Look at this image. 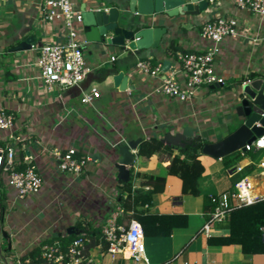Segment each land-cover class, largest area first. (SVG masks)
Masks as SVG:
<instances>
[{"label": "crops", "instance_id": "1", "mask_svg": "<svg viewBox=\"0 0 264 264\" xmlns=\"http://www.w3.org/2000/svg\"><path fill=\"white\" fill-rule=\"evenodd\" d=\"M40 1L0 0V108L12 112L10 130L22 136V140L15 144L16 150L22 151L20 159L18 155L17 158L22 163H33L42 178L37 193L17 197L6 183L7 170L0 162L4 205L0 217V261L5 257L19 259L21 254L39 245L43 238L62 234L67 226L79 221L88 231L93 230V241L86 246L85 253L94 261L106 264L109 255L101 227L109 214L118 210V222L129 218L138 221L136 216L148 214L185 215V224L170 228L167 234L143 233L144 256L148 264H264V250L244 254L239 243L210 241L212 236L227 234L223 223L229 213L226 219L213 225L208 236L200 231L204 220L202 194L229 188L236 174L231 173L235 163L252 164L250 172L256 176L254 189L264 192V175L262 179L257 175L260 170L258 161L264 158V147L250 149L251 155L246 151L230 165L224 164L221 157L200 152L199 193L194 195L181 192L178 176L164 173L168 158L163 152L148 157L138 155L136 145L131 149L133 160L127 166L135 175L131 189L137 187L146 175L163 176L162 190L151 193L148 205L134 206L130 198L120 203L119 194L125 198L130 193L124 190V183L116 182V171L111 164L116 157L112 151L115 144L137 136L140 139L149 135L159 138L168 131L181 133L186 140L184 144L193 139L207 142L226 134L230 126L238 125L241 117L235 114L234 106L239 101L237 90L240 84L249 78H264V17L248 8L237 7L234 0L206 2L205 8L194 15L134 14L133 20L142 25H158L165 29L158 45L142 49L134 60L148 57L160 65L167 60L166 68L169 69L179 68L176 51L200 49L209 44L198 33L206 18L218 14L237 20L239 33L234 38L220 41V52L214 58L215 69L224 82L213 87H198L190 99L177 100L155 90L158 79L139 72L134 67V60L128 62L127 49L86 42L82 26L77 23V38L91 70L77 86L46 89L35 63L37 47L43 42L60 40L62 29L57 21L41 18ZM74 5L77 9L101 5L106 8L124 6L125 2L75 0ZM27 36H31L33 41L28 49L12 50ZM169 42L173 44L174 53L167 56L165 47ZM108 68L121 70L130 78L133 87L126 90L113 86ZM249 73L253 75L248 77ZM87 85L96 86L99 95L83 103L79 101V88ZM7 132V129H0L2 146L8 143L5 140ZM68 146L88 156L80 174L70 175L56 168L53 152ZM172 146L181 147L179 143ZM2 240L4 247L1 246ZM23 263L27 264L26 258ZM115 264H132V261L118 254Z\"/></svg>", "mask_w": 264, "mask_h": 264}, {"label": "built area", "instance_id": "2", "mask_svg": "<svg viewBox=\"0 0 264 264\" xmlns=\"http://www.w3.org/2000/svg\"><path fill=\"white\" fill-rule=\"evenodd\" d=\"M75 0H41L40 15L45 21H57L62 29L61 39L43 42L37 47L35 63L38 76L46 89L54 86H77L85 74L91 70L83 57L81 42L77 38L75 24L81 26L79 9L74 5ZM220 0H206L217 3ZM237 7H245L264 17V0H234ZM199 37L209 44L200 49H181L176 51L179 68L167 67L161 69L159 62L152 63L148 57H138L134 60V67L141 73L156 77L158 84L155 90L170 98L188 100L198 87L222 84L224 79L215 69L214 58L220 52L219 43L225 38H234L239 33L237 20L232 16L213 15L206 18L199 26ZM113 59V56H110ZM180 76V79H179ZM246 81V80H245ZM244 82V81H243ZM242 82V83H243ZM99 95L94 85L79 88V101L90 102ZM13 122L12 112L0 108V129H7L5 140L8 142L0 147V162L7 170L6 183L17 197H24L37 193L42 185V178L35 165L25 161L22 167H16L19 160L15 151L16 143L22 140L20 134H14L10 128ZM262 138V139H261ZM261 139V141H260ZM264 147V131L248 143L243 144L244 154L250 149ZM53 156L56 168L61 172L80 174L88 160L86 154L79 153L75 147L68 146L62 150H55ZM244 165L235 163L231 173H239ZM260 170L257 175H264V158L258 161ZM255 175L250 171L235 179L225 190L209 194L212 206L201 223L200 231L208 236L210 229L217 222L227 218L229 211L258 199H264V192L254 189ZM118 210L109 214L101 227L102 238L106 242L105 250L109 255L106 264H115L118 254L130 258L132 264H148L144 256L143 232L139 222L134 218L118 222ZM88 237L77 236L65 245L60 242L42 241L39 243V256L47 264H104L94 261L85 253ZM0 264H19L18 258L5 257Z\"/></svg>", "mask_w": 264, "mask_h": 264}, {"label": "water", "instance_id": "3", "mask_svg": "<svg viewBox=\"0 0 264 264\" xmlns=\"http://www.w3.org/2000/svg\"><path fill=\"white\" fill-rule=\"evenodd\" d=\"M124 6L104 8L102 5L95 8L81 6V26L83 38L86 42L104 43L121 46L127 49L128 62L140 54L142 49L153 48L158 45L164 32L163 26L142 25L133 20L134 14L152 15L163 12L167 16L178 14L194 15L206 6V0H122ZM33 44L32 37L27 36L12 47V50L28 49ZM167 60L161 63V69L165 70ZM111 72L113 86L118 89L129 90L133 87L131 80L121 70L108 68ZM218 84H212L211 87ZM239 101L234 106V112L241 117V122L231 131L214 141L204 142L200 152L215 158H220L235 150H243V144L248 143L264 131V78L261 76L249 78L240 84L237 90ZM140 137L128 139L125 142L115 144L112 151L116 157L111 164L115 169L117 183H125L129 178V166L133 160L134 149ZM162 143L181 146L186 141L179 132L165 131L159 137ZM182 140V141H181ZM94 156V153H90ZM65 233H77L80 229L69 225L64 229ZM54 236V234H53Z\"/></svg>", "mask_w": 264, "mask_h": 264}, {"label": "trees", "instance_id": "4", "mask_svg": "<svg viewBox=\"0 0 264 264\" xmlns=\"http://www.w3.org/2000/svg\"><path fill=\"white\" fill-rule=\"evenodd\" d=\"M174 53V47L171 42L165 47V54L167 56ZM143 58V57H142ZM152 63H155L153 58H150ZM253 73H249L248 77H251ZM235 125L228 128V132L231 131ZM204 140L193 139L189 143L183 146L174 147L172 145L162 143L155 135H149L142 137L137 144L136 153L138 155L150 156L156 152H163L168 158V163L165 166L164 173H170L178 176L181 181V192L189 194H198V178L202 171V165L198 159L200 154V147L204 143ZM0 146L2 143L0 142ZM3 147V146H2ZM18 157L22 156V151L17 150ZM248 154H253L251 151H247ZM241 154L238 150H235L229 154L222 156L220 159L226 165L234 164ZM24 164L19 161L16 167L20 168ZM252 164L243 166L239 173H236L232 179V182L239 178L244 173L251 170ZM134 173L129 171L128 181L122 184L124 190L128 191L130 195H126L125 198L120 196V203H124L127 198H130L131 204H146L150 203V195L152 192L160 191L163 187V176H151L146 175L137 187L131 189V182L134 177ZM147 187H144L146 186ZM127 194V193H126ZM176 198H179L177 196ZM3 193L0 189V217L3 212ZM212 202L210 196L202 194V210L204 217L207 216V212L210 210ZM141 224L142 231L145 235H162L167 234L170 228L175 226H182L185 224V215L181 214H148L146 216H136ZM73 226L80 229L77 233H65L56 234L55 236H48L43 238L42 241L56 240L62 245H65L70 239L77 236H86L89 239L86 241V246H89L93 241L91 236V230H87L79 221H75ZM223 226L227 228V234L219 237H210V241L214 243H231L236 242L240 244L241 250L244 254H250L253 252H259L264 250V199H258L250 204L237 207L229 212L227 220L223 223ZM39 245H35L25 253L19 256V264H25L24 259H27V264H36L37 262H44L39 256Z\"/></svg>", "mask_w": 264, "mask_h": 264}, {"label": "rangeland", "instance_id": "5", "mask_svg": "<svg viewBox=\"0 0 264 264\" xmlns=\"http://www.w3.org/2000/svg\"><path fill=\"white\" fill-rule=\"evenodd\" d=\"M0 239H2V238H0ZM4 244H5V243H4L3 240H2L1 246L4 247Z\"/></svg>", "mask_w": 264, "mask_h": 264}, {"label": "bare ground", "instance_id": "6", "mask_svg": "<svg viewBox=\"0 0 264 264\" xmlns=\"http://www.w3.org/2000/svg\"><path fill=\"white\" fill-rule=\"evenodd\" d=\"M262 139V138H261ZM261 139H260V141H261Z\"/></svg>", "mask_w": 264, "mask_h": 264}]
</instances>
